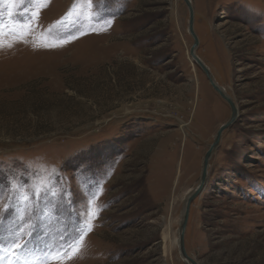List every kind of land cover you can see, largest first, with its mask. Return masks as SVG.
<instances>
[{
  "label": "rangeland",
  "instance_id": "rangeland-1",
  "mask_svg": "<svg viewBox=\"0 0 264 264\" xmlns=\"http://www.w3.org/2000/svg\"><path fill=\"white\" fill-rule=\"evenodd\" d=\"M192 3L239 116L186 251L264 264V0ZM189 19L184 0H0V264H187L184 198L232 114Z\"/></svg>",
  "mask_w": 264,
  "mask_h": 264
},
{
  "label": "water",
  "instance_id": "water-1",
  "mask_svg": "<svg viewBox=\"0 0 264 264\" xmlns=\"http://www.w3.org/2000/svg\"><path fill=\"white\" fill-rule=\"evenodd\" d=\"M189 7L190 10V19H189V32L192 34L194 37V44L191 48V54L193 55L194 59L197 61L199 66L202 68V70L205 72L207 78L209 79L211 85L213 88L218 92L220 96H222L223 99L227 100L228 103H230L232 114L231 117L228 119L227 122H225L217 131L215 139L213 143L210 145L209 149L207 150L205 156H204V163H203V169H202V175H201V180L198 188L192 192V194L189 196L187 204H186V209H185V217L181 225V234H180V250L181 253L184 255V257L188 258L190 263L187 264H200L198 261H196L194 258H192L186 251L185 247V229L187 227L188 219H189V214H190V208L191 204L194 201L195 198H197L205 189V186L208 181V168L210 164V160L215 153L216 149L219 147L222 136L224 131L229 128L232 124H234L239 116V108L234 100V98L229 95L225 89H223L222 86L216 82L213 74L211 73V70L209 67L201 60V58L198 56L196 53V50L199 46V38L196 34L195 28H194V22H195V11H194V6L191 0H184Z\"/></svg>",
  "mask_w": 264,
  "mask_h": 264
},
{
  "label": "bare ground",
  "instance_id": "bare-ground-1",
  "mask_svg": "<svg viewBox=\"0 0 264 264\" xmlns=\"http://www.w3.org/2000/svg\"><path fill=\"white\" fill-rule=\"evenodd\" d=\"M191 2H192V0H191ZM196 53H197V50H196ZM190 56H191V59L192 60H194L196 63H197V61L194 59V57H193V55L191 54V51H190ZM198 54V53H197ZM199 56V55H198ZM200 57V56H199ZM201 58V57H200ZM201 60L207 65V63L201 58ZM198 64V63H197ZM199 65V64H198ZM208 67H209V65H207ZM209 69L211 70V68L209 67ZM211 73H212V71H211ZM213 74V73H212ZM214 76V75H213ZM215 78V77H214ZM215 80H216V78H215ZM216 82H217V80H216ZM219 84V83H218ZM220 86H222L221 84H219ZM223 87V89H225V91L227 92V90H226V88L224 87V86H222ZM228 93V92H227ZM229 94V93H228ZM230 95V94H229ZM225 100V99H224ZM225 101H227V100H225ZM228 102V101H227ZM229 105H230V103H229ZM216 136V135H215ZM171 145V144H170ZM209 167H210V164H209ZM208 174H209V168H208ZM199 184H200V181H199V183L194 187V188H192V189H190L189 191H188V193H187V195L185 196V198H184V205H183V210H182V215H181V220H180V224L182 225V222H183V220H184V217H185V209H186V204H187V201H188V198H189V196L192 194V192L193 191H195L197 188H198V186H199ZM180 234H181V226H180V228H179V230H178V236L176 237V242L179 244V247H180ZM182 254V253H181ZM182 256L184 257V255L182 254ZM185 259H186V262L187 263H190L189 261V259L188 258H186V257H184Z\"/></svg>",
  "mask_w": 264,
  "mask_h": 264
},
{
  "label": "snow or ice",
  "instance_id": "snow-or-ice-1",
  "mask_svg": "<svg viewBox=\"0 0 264 264\" xmlns=\"http://www.w3.org/2000/svg\"><path fill=\"white\" fill-rule=\"evenodd\" d=\"M16 247H20V245H19V244H17V245H16ZM69 258H71V257H69Z\"/></svg>",
  "mask_w": 264,
  "mask_h": 264
}]
</instances>
